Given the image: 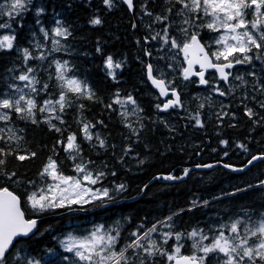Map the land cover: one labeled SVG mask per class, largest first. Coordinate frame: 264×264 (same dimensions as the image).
<instances>
[{"label": "snow or ice", "instance_id": "snow-or-ice-1", "mask_svg": "<svg viewBox=\"0 0 264 264\" xmlns=\"http://www.w3.org/2000/svg\"><path fill=\"white\" fill-rule=\"evenodd\" d=\"M100 2L109 12L118 7V4H123L130 13L136 14L137 4L134 0ZM90 5L91 0H87L86 6ZM66 7L70 9L72 4L68 3ZM29 11L34 14V24L43 40L50 41L49 52L65 51L70 54V47L62 43L72 36L70 26L57 14L54 26L50 30L46 28L41 17L46 14L47 8L34 4L33 0H8L6 4L0 3V18L7 17L0 22V29H11L13 25L10 21L23 28V19ZM138 18L145 30L143 44L156 42L155 59L162 62L155 65L149 62L145 65L147 81L158 91L160 98H168L154 105L157 112L176 109L188 111L187 98L182 99L180 85L177 84V79H182L209 89L202 97H193L198 102L197 110L194 114L188 111L187 116L193 127H205L202 112L206 107L212 109L211 115L215 116L217 126L226 117L233 120L236 118V113L229 111L231 105L223 100L215 101L213 95L237 98L243 107L244 116L253 126L264 127V114H261L264 113V0H141ZM102 23L98 14H93L89 19V24L93 27ZM131 27L136 29L138 24L134 22ZM204 30L216 35L205 40L201 36ZM31 37L34 42L30 50L28 47L15 45V33L0 36V52L15 51L21 61L20 64L7 68L0 77V144L3 145L0 146V178L21 187L27 183L32 189L26 196L27 205L36 214L91 201L115 200L111 193L126 191V185L115 184L111 190L103 187L93 189L91 186L102 184L108 175L115 177L117 173L106 171V163L98 164L91 158L85 159L82 143L78 139L82 136L83 141L92 148L107 151L109 145L106 139L93 131L97 124L102 125L104 122L99 120L93 123L82 116L86 107L82 101L97 102L100 98L87 80L77 75L74 64L68 60H56L55 73H49V79L55 80L57 94L38 100L41 93L48 92L50 85L39 78V66H32L29 62H43L47 56L44 54V44L36 39L35 29L31 32ZM140 43L137 40V44ZM95 51L103 57L106 76L116 81L118 70H123L126 60L104 55L99 44ZM181 53L183 61L180 62L177 73L172 61ZM143 54L145 57H154L151 47H144ZM197 65L198 70H194ZM239 65L247 66L249 70L244 73L234 72L233 69ZM210 69L215 73L213 80L206 78V72ZM193 77L198 78V81L193 80ZM187 83L184 87H187ZM250 103H254L260 111L249 106ZM104 106L116 111L121 117L123 126L129 132L125 139L131 143H139L146 127V117L142 115L144 109L135 97L131 93L122 96L117 90L111 102ZM70 108L77 109L76 123L80 125L79 131L68 132L63 139L58 138L56 144L67 155V159L73 162L75 176L65 175L59 161L53 156H48L38 173V189L37 182H25L17 172L6 171L7 158L10 156L20 162L37 156L26 143H21L25 138L19 133L24 129L15 127L17 120L32 125L46 124L49 131L60 133L63 137L66 129L60 125H65L64 114ZM152 123L163 124L170 132L175 131L162 117ZM229 126L236 127L235 124ZM131 143L123 147L118 163H124L125 158L133 151ZM220 143L225 147L228 145L227 140L222 139ZM111 147L114 149L116 146L113 144ZM236 147L244 152L248 151L247 145L243 143H237ZM55 150L54 147L53 152ZM224 154L227 155V152ZM261 159H264V155H253L245 167ZM143 163L144 160H138V164ZM197 167L211 168L213 165ZM224 167L230 166L225 164ZM232 170L243 171V168ZM188 175L189 169L185 168L182 176L169 174L162 178L172 181ZM49 180L52 183H47ZM256 187L264 193V180L259 181ZM236 191L242 192L245 189L238 188ZM203 204L207 206L208 201ZM192 206L199 205L193 201ZM22 207L18 195L9 191L6 186L0 187V264H40L31 250L17 247L23 242V238L30 239L35 235L34 230L37 229V220L26 218ZM188 210L191 211L192 208ZM182 211L184 210L181 209L180 212ZM180 212L158 219L150 226L140 222L131 229L126 228L127 224H131V218L124 217L107 227L97 225L82 237L68 235L59 243L75 258L72 264H264V203L260 209L242 207L237 215L211 225L207 231L199 226L190 230H177L174 218ZM185 241L191 242V255L181 254Z\"/></svg>", "mask_w": 264, "mask_h": 264}, {"label": "trees", "instance_id": "trees-1", "mask_svg": "<svg viewBox=\"0 0 264 264\" xmlns=\"http://www.w3.org/2000/svg\"><path fill=\"white\" fill-rule=\"evenodd\" d=\"M33 2L38 6H46V14L41 17L46 28L50 30L54 26L58 14L72 31V36L67 41H62L70 47L69 54L65 51L49 52L50 41L45 42L42 34L38 32L32 11L25 14L23 28L16 22L10 21L13 27L5 29L11 34L15 33L14 43L17 47L32 49L34 41L31 32L34 29L37 32L36 39L44 44V54L47 59L43 62L38 60L29 62L32 66H39V78L50 85L48 92L41 93L37 99L42 101L43 98L54 97L57 94L55 80L49 79V73H55L56 60H68L75 65L77 75L87 80L102 101H82L86 105L82 116L93 123L99 120L104 122L102 125L97 124L93 131L101 134L109 145L107 151L94 149L84 142L81 136L78 139L84 149L83 155L85 159L91 158L98 164L106 163L108 165L106 171L117 173L115 177L108 175L102 184L94 185L92 188L103 187L111 190L115 184L124 183L126 191L119 193L113 191L111 193L115 197L113 201H92L84 205H72L36 214L27 205L26 196L32 191L27 183L21 187L12 181L0 178V187H8L9 191L21 198L22 210L25 211L26 218L39 221L35 235L30 239L23 238V242L17 245L18 248L31 250L40 260V264H71L75 258L62 249L59 241L64 240L68 235H86L97 225L107 227L124 217L131 218V224L126 225V228L131 229L140 222L150 226L154 221L183 209L184 211L174 218L177 230H190L199 226L207 231L211 225L219 224L226 221L229 216L237 215L242 207L260 209L261 204L264 203V193L256 185L264 180V159L257 160L247 167L245 165L253 155H264V127L253 126L244 116L243 107L235 97H218L217 102L223 100L224 103L230 104L229 111L236 113L234 120L226 117L220 126H217L215 116L211 115L212 109L208 107L202 112L205 127L192 126L187 116L188 111L194 114L197 110L198 102L193 98L191 104L186 107L188 111L176 109L167 118L164 112L156 111L154 105L161 103L160 97L151 89L146 79L145 68L146 63H152V58L143 54L144 47L154 48L156 42L150 45L143 44L145 30L138 18L141 0H134L137 4L136 14L130 13L123 4H118V7L109 12L102 6L100 0H91L90 6H86L87 0H33ZM68 3L72 4L70 9L66 7ZM93 14L101 17L103 20L101 25L93 27L89 24ZM6 19L7 17L0 18V22ZM134 22L138 24L136 29L131 27ZM201 36L207 40L213 34ZM137 40L141 41L139 45ZM98 44L103 49L104 55H112L117 60H126L123 70H118L116 81L109 79L105 74L103 57L95 51ZM36 54L38 55L39 52L37 51ZM50 62L51 66H49ZM20 63L15 51L0 52V77L7 68ZM117 90L122 96L131 93L144 109L142 115L146 117L144 120L146 127L139 143H131L130 140L125 139L129 132L123 126L121 117L116 111L104 106L111 102ZM249 106L256 108L254 103H250ZM256 110L260 111L258 108ZM160 117L167 120L175 131L170 132L163 124L152 123ZM77 118L76 108H70L65 112L66 123L60 125L61 128L66 129L63 137L60 133L49 131L46 124L32 125L17 120L15 127L24 129L19 133L25 138L21 143H26L31 151L37 153V156L23 162L10 156L7 158L6 171L17 172L25 182H37L38 189L40 187L38 173L48 156H53L59 161L65 175L75 176L73 162L67 159V155L56 141L58 138L66 137L68 132L79 131ZM230 124H235L236 127H230ZM222 139L228 141L227 147L221 145ZM130 143L133 151L125 158L124 163H118L123 147ZM237 143L247 145L248 151L244 152L236 147ZM113 144L116 146L114 149L111 147ZM54 147L55 152H53ZM225 152L227 155L224 154ZM140 159L144 160L142 165L138 164ZM208 164L213 167H197ZM225 164L230 167H224ZM185 168L189 169V175L183 179L169 181L162 178L169 174L182 176ZM232 168H243V171H233ZM249 185L252 187L249 188ZM238 188L245 191L237 192ZM193 201L199 206L193 207ZM204 201H208L207 206L203 204ZM189 208L192 210L189 211ZM184 243L182 254L191 255V242Z\"/></svg>", "mask_w": 264, "mask_h": 264}, {"label": "flooded vegetation", "instance_id": "flooded-vegetation-1", "mask_svg": "<svg viewBox=\"0 0 264 264\" xmlns=\"http://www.w3.org/2000/svg\"><path fill=\"white\" fill-rule=\"evenodd\" d=\"M157 10H159L157 8ZM147 19V18H145ZM159 27V26H158ZM202 34H207V36H210L211 34L213 33H209L207 30H204L201 32V35ZM214 35V34H213ZM240 68H243L244 72H247L249 70V68L247 66H243V65H239L237 66L235 69H233L234 72H239ZM248 69V70H247ZM195 70H198V69H195ZM215 77V73L214 72H207L206 73V78H209L210 80H213ZM178 80H181V81H178ZM193 80H197L198 81V78H193ZM187 82H184L182 79H177V84L180 85V91H181V95H182V99L184 98H187V102H186V107L189 106L191 104V101H192V98L195 96V94H197L198 92L200 91H204V90H207L208 88H206L205 86H199L198 83H187V87H184V85L186 84ZM222 83V82H221ZM150 84V87L151 89L156 93L158 94L159 96V93L157 90H155L152 86H151V83L149 82ZM192 87H194V89H192ZM195 90H199L198 92L195 91ZM230 98V97H228ZM168 99L167 97H164V98H160V102L162 103L164 100ZM238 100V99H237ZM173 110H169V112H164V116L167 118L169 116V114H171Z\"/></svg>", "mask_w": 264, "mask_h": 264}, {"label": "rangeland", "instance_id": "rangeland-1", "mask_svg": "<svg viewBox=\"0 0 264 264\" xmlns=\"http://www.w3.org/2000/svg\"><path fill=\"white\" fill-rule=\"evenodd\" d=\"M8 1H2V0H0V3H4V4H6ZM0 36H3V35H11V33H9L8 31H6L5 29H0ZM214 35H216V34H214ZM155 48H156V46L154 47V48H152V50H153V52H154V57L152 58V63L155 65V64H158V63H162V62H160V61H158L157 59H155V55H156V53H155ZM183 61V54L181 53V54H177V57H176V60H174V61H172L175 65H176V72L178 73L179 72V69H180V62H182ZM185 66V65H184ZM241 66V65H240ZM248 70V69H247ZM238 72V71H237ZM239 72H241V73H244V70H243V68H240V70H239ZM249 79H251V78H249ZM208 91H209V89H207V90H204V91H200V92H198L197 94H195V96H200V97H202L203 95H205L206 93H208ZM213 99L215 100V101H217V99H218V97H216L215 95H213ZM47 183H52V181H47ZM92 187V186H91ZM92 202V201H91ZM90 203V202H89ZM82 205H84V204H82ZM70 206H72V205H69V206H65V207H70ZM50 210H52V209H50ZM85 235V234H84ZM84 235H80V236H76V237H82V236H84ZM87 235V234H86ZM66 239V238H65ZM64 239V240H65ZM61 247H62V249L64 250V248H63V246L61 245ZM181 254H182V250H181ZM71 264H72V262H71Z\"/></svg>", "mask_w": 264, "mask_h": 264}, {"label": "water", "instance_id": "water-1", "mask_svg": "<svg viewBox=\"0 0 264 264\" xmlns=\"http://www.w3.org/2000/svg\"><path fill=\"white\" fill-rule=\"evenodd\" d=\"M185 66H186V65H185ZM195 69H198V65L195 66L194 70H195ZM207 72H213V70L210 69V70H208ZM207 72H206V73H207ZM193 78H196V77H193ZM193 78H192V79H193ZM151 86H152V85H151ZM155 90H156V89H155ZM37 222H39V221H37ZM34 231H35V230H34Z\"/></svg>", "mask_w": 264, "mask_h": 264}, {"label": "bare ground", "instance_id": "bare-ground-1", "mask_svg": "<svg viewBox=\"0 0 264 264\" xmlns=\"http://www.w3.org/2000/svg\"><path fill=\"white\" fill-rule=\"evenodd\" d=\"M214 34V33H213ZM214 36V35H213ZM210 73V72H209ZM184 255V254H183Z\"/></svg>", "mask_w": 264, "mask_h": 264}]
</instances>
